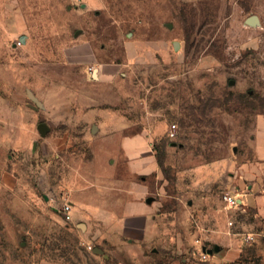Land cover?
<instances>
[{"label":"rangeland","instance_id":"obj_1","mask_svg":"<svg viewBox=\"0 0 264 264\" xmlns=\"http://www.w3.org/2000/svg\"><path fill=\"white\" fill-rule=\"evenodd\" d=\"M78 99L109 101L154 152V170L129 174L156 205L144 259L104 243L117 220L55 207L71 199L69 165L103 141L96 123L70 121L65 104ZM229 191L264 193V0H0V264L195 259L197 239L221 246L235 228ZM233 215L236 230L263 236L264 209Z\"/></svg>","mask_w":264,"mask_h":264},{"label":"crops","instance_id":"obj_2","mask_svg":"<svg viewBox=\"0 0 264 264\" xmlns=\"http://www.w3.org/2000/svg\"><path fill=\"white\" fill-rule=\"evenodd\" d=\"M111 74L112 71L104 67L96 76L101 80ZM66 103L65 105L71 107L68 111L70 121L96 123L92 124L91 130L96 128L97 136L103 139L101 147L93 148V156L88 162L82 163L77 158L69 165L70 174L67 180L71 188L69 200L72 203V214L81 218L117 220L111 229L100 231L104 243L126 249L128 252L138 251L141 255H137V258L144 259L147 256L144 250L151 245L159 231L154 226L156 205L146 201L149 184L132 179L129 174L147 173L155 168V155L152 149L146 146V135L144 131L139 130L130 132L126 115L113 109L109 101L87 103L84 99H78L71 104ZM48 106L42 104L44 109H48ZM57 133L59 134L58 131ZM62 136L65 137L64 134ZM238 198V205L230 208L224 206L225 209L234 214L242 203L249 202L257 213H262L264 193H243ZM233 214L228 221H233L229 228H235L228 230L227 240L221 246L218 245V250L210 253L208 260H199L193 253L195 259H171L162 264H217L227 261L264 264V234L261 236L257 231L243 230L255 234L252 240L254 244L251 248H246L242 232L236 230ZM35 264L70 263L63 258H53L41 259Z\"/></svg>","mask_w":264,"mask_h":264},{"label":"built area","instance_id":"obj_3","mask_svg":"<svg viewBox=\"0 0 264 264\" xmlns=\"http://www.w3.org/2000/svg\"><path fill=\"white\" fill-rule=\"evenodd\" d=\"M167 134L170 137H174L177 134V126L175 123L170 124ZM223 199L225 202V207L230 208L234 207L239 204L240 199L237 195H235L233 192H226L223 195ZM58 204V203H57ZM55 204V207H57L58 211L62 214V216L66 220H70L72 217V203L70 200H63L59 205ZM233 223L232 220L228 221V224L231 225ZM243 240L245 242H251L254 239L255 234L253 232H242ZM198 245L196 248H194L193 253L196 255V257L199 260H208L210 253L202 249V246H204L203 242H200L198 239L196 240ZM207 246V245H205ZM217 264H240L239 261H227V262H219Z\"/></svg>","mask_w":264,"mask_h":264},{"label":"water","instance_id":"obj_4","mask_svg":"<svg viewBox=\"0 0 264 264\" xmlns=\"http://www.w3.org/2000/svg\"><path fill=\"white\" fill-rule=\"evenodd\" d=\"M247 21L250 22V23H252V24H255V23L259 22V18H258V16L256 14H251V15H249L247 17ZM174 45L177 46V42L176 41L174 42ZM230 82H232V81H230ZM37 128H38L40 134L41 135H44L46 133V131L49 129V125L46 122H39L37 124ZM234 149H235V146H234ZM150 200H151V196H147L146 201H150ZM80 226L83 227L84 224L83 223H80ZM202 249L205 250V251H207L208 253H212L213 251L218 250V245L217 244H214L213 247H207V246L204 245V246H202ZM93 251L94 252L102 253L103 256H107V254L103 252L102 248H100L98 246H95L93 248Z\"/></svg>","mask_w":264,"mask_h":264}]
</instances>
